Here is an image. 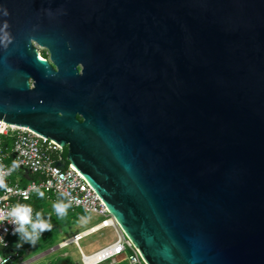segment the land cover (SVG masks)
<instances>
[{
    "label": "water",
    "instance_id": "95a60500",
    "mask_svg": "<svg viewBox=\"0 0 264 264\" xmlns=\"http://www.w3.org/2000/svg\"><path fill=\"white\" fill-rule=\"evenodd\" d=\"M0 5L1 122L67 148L146 264H264V0Z\"/></svg>",
    "mask_w": 264,
    "mask_h": 264
},
{
    "label": "built area",
    "instance_id": "2783aa9c",
    "mask_svg": "<svg viewBox=\"0 0 264 264\" xmlns=\"http://www.w3.org/2000/svg\"><path fill=\"white\" fill-rule=\"evenodd\" d=\"M63 151L64 148L59 144L33 130L0 121V164L7 168L12 166L13 161H18L20 163L18 169L22 170L24 175L27 171L30 176L36 177L30 179L26 186H21L18 182L12 183L13 172L8 175L6 183L12 191L8 193L0 190V209L29 202L38 195V192H43L47 199H62L65 203L71 199L72 210L82 209L85 213L103 217V220L84 236L105 228L113 229L116 234V240L112 244L93 254H101L97 264L114 261L121 256H125L129 264H146L138 249L118 227L106 204L85 177L69 162L65 169L58 165V162L64 161L61 157ZM32 218L36 220L33 211ZM4 227L8 228V233L5 234L3 228H0V236H4L8 247L0 243V257L7 258L8 264H13L15 260L20 259V255L15 252L5 253L10 248V239L15 236L11 234L13 226L6 223ZM89 256L82 254V264H87L86 257Z\"/></svg>",
    "mask_w": 264,
    "mask_h": 264
},
{
    "label": "rangeland",
    "instance_id": "374dc122",
    "mask_svg": "<svg viewBox=\"0 0 264 264\" xmlns=\"http://www.w3.org/2000/svg\"><path fill=\"white\" fill-rule=\"evenodd\" d=\"M23 175V171L17 168L13 172L11 178L12 183L18 182L22 186ZM27 183L28 181L26 180V184ZM55 203L56 202L53 200L46 199V197L41 198L38 202V206L49 214L54 224H52V231L43 233L34 247L29 244H24L23 247L20 248L25 259H28L31 254V252H29L30 248H34V250L37 251V255L42 254L57 247L63 240H69L68 238H72L73 235L77 233L80 234V232L97 225L103 220V217L96 214H88L82 209L72 210L71 208H68L66 215L63 217L58 216L53 209ZM55 225H60L61 228L57 231ZM17 239H19L18 236ZM115 240L116 234L114 230L111 228H105L82 238L80 240V246L84 252L89 255L112 244ZM61 256L67 257L75 263L82 264L80 252L74 244L65 248L56 249L49 253L45 258L40 259L33 264H56V259ZM102 264H111V261Z\"/></svg>",
    "mask_w": 264,
    "mask_h": 264
},
{
    "label": "clouds",
    "instance_id": "9594fccd",
    "mask_svg": "<svg viewBox=\"0 0 264 264\" xmlns=\"http://www.w3.org/2000/svg\"><path fill=\"white\" fill-rule=\"evenodd\" d=\"M0 14L3 17L10 15L7 8L0 5ZM10 24L7 20H3L2 27H0V43L6 48L9 43L12 42L11 33L8 31ZM20 163L13 161L11 167H5L0 164V190L10 193V189L6 183V177L14 172ZM40 198H43L44 193L38 192ZM66 199V198H65ZM73 201L69 199L67 203L64 200H59L53 205V209L58 216L63 217L66 215L68 208L72 206ZM32 207L30 205L17 203L10 208L0 209V228H3L5 234L8 233V228L4 227L7 223L12 225V235L19 237V242L15 245L17 248H22L24 244H29L34 247L41 235L46 232L52 231L53 225L51 223V217L48 220L41 219L42 213H37V218L34 221L32 218ZM0 243H3L4 247H8L4 236H0ZM0 264H8V259L0 257Z\"/></svg>",
    "mask_w": 264,
    "mask_h": 264
},
{
    "label": "crops",
    "instance_id": "0c3cea01",
    "mask_svg": "<svg viewBox=\"0 0 264 264\" xmlns=\"http://www.w3.org/2000/svg\"><path fill=\"white\" fill-rule=\"evenodd\" d=\"M25 177V176H24ZM27 181H29L28 179H27ZM36 196H38V195H36ZM44 197H46V199H47V196L44 194ZM48 200H53L54 202H58L60 199H58V200H54V199H48ZM62 200V199H61ZM32 201V200H31ZM31 201H29V202H21V204H25V203H30ZM45 212V211H44ZM47 213V212H46ZM51 223L52 224H54L53 223V221L51 220ZM99 224V223H98ZM97 224V225H98ZM97 225H95V226H97ZM94 227V226H93ZM61 228V227H60ZM92 228V227H91ZM91 228H89V229H87V230H85V231H82V232H87V231H89ZM58 231V230H57ZM82 232H80V233H82ZM76 235H79V233H77V234H75V235H73L72 237H74V236H76ZM86 236H88V235H86ZM85 236H83L82 238H84ZM81 238V239H82ZM68 239H71V237L70 238H68ZM80 239V240H81ZM80 240L78 241V243H76V244H74V243H70V244H68V245H64V246H61V244L63 243V242H65V241H67V239L66 240H63L62 242H60L59 244H58V246L57 247H55V248H53V249H51V250H49V251H47V252H44V253H42V254H38L37 255V251L36 250H34V248H30L29 249V252H31V254H30V256L28 257V259L26 258H24L23 257V254H22V252L20 251V248H17V247H15V245L19 242V239H17V236H14V237H12L11 239H10V248H9V250L8 251H6L5 253H12V252H15V253H18L19 255H20V259H18V260H15V262H13V264H33L34 262H36V261H38V260H40V259H43V258H45L49 253H51L52 251H54V250H56V249H59V248H65V247H67V246H69V245H71V244H74L77 248H78V250H79V252H80V255H81V262H82V254L83 255H86V256H89V255H93L94 253H96V252H98V251H100V250H98V251H96V252H94V253H92V254H86L85 252H84V250L82 249V247L80 246ZM103 249V248H102ZM68 260H70L69 258H67V257H64V256H61V257H59L58 259H56V264H68ZM71 261V260H70ZM123 261H127V259H126V257L125 256H121V257H118L117 259H115L114 261H111V264H119V263H121V262H123ZM72 263H74V264H78V263H75V262H73V261H71ZM107 262H109V261H107ZM104 263H106V262H104Z\"/></svg>",
    "mask_w": 264,
    "mask_h": 264
},
{
    "label": "trees",
    "instance_id": "16d2710c",
    "mask_svg": "<svg viewBox=\"0 0 264 264\" xmlns=\"http://www.w3.org/2000/svg\"><path fill=\"white\" fill-rule=\"evenodd\" d=\"M78 118H79V120L82 121V119L80 117H78ZM5 145H8V143H5ZM54 157L56 158V155H54ZM61 157H62L63 160H66V158H67V148H64V151H63ZM30 178L31 179H36V177H34V176H30ZM26 180H27V178L23 176V181L21 183L22 186H26ZM40 199L41 198L39 197V195L38 196H35L30 203H25V205H30L32 207L33 212H34L36 218H37V213H42L41 219L48 220L49 214L46 213V212H44V210H42L38 206V202L40 201ZM55 227H56V230H58L60 228V225H55ZM68 264H74V263H72L70 260H68ZM119 264H129V263L127 261H123V262H121Z\"/></svg>",
    "mask_w": 264,
    "mask_h": 264
},
{
    "label": "flooded vegetation",
    "instance_id": "af4514ba",
    "mask_svg": "<svg viewBox=\"0 0 264 264\" xmlns=\"http://www.w3.org/2000/svg\"><path fill=\"white\" fill-rule=\"evenodd\" d=\"M33 46L35 47V49L39 53L41 59L47 61L49 64L52 65L51 60H50V53H49L48 49H46L45 47H42V46L38 45L34 41H33ZM52 67L54 68L53 65H52ZM78 68H79V71H81V66H79ZM28 83H29V87L32 89V87H33V79L32 78H29Z\"/></svg>",
    "mask_w": 264,
    "mask_h": 264
},
{
    "label": "bare ground",
    "instance_id": "6f19581e",
    "mask_svg": "<svg viewBox=\"0 0 264 264\" xmlns=\"http://www.w3.org/2000/svg\"><path fill=\"white\" fill-rule=\"evenodd\" d=\"M85 234H86V232L80 233L79 235H76V236L72 237L71 239H69V240L63 242V243L61 244V246L68 245V244H70V243H74V244H76V242H78L79 239H80L81 237H83ZM100 257H101V254H95V255H92V256L86 257V262H87V264H97V262H98V260L100 259Z\"/></svg>",
    "mask_w": 264,
    "mask_h": 264
}]
</instances>
